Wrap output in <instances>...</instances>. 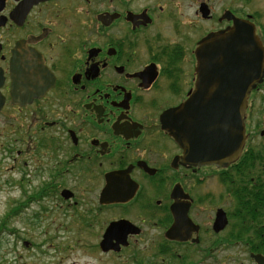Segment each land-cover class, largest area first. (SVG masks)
Segmentation results:
<instances>
[{"label": "flooded vegetation", "instance_id": "af4514ba", "mask_svg": "<svg viewBox=\"0 0 264 264\" xmlns=\"http://www.w3.org/2000/svg\"><path fill=\"white\" fill-rule=\"evenodd\" d=\"M228 1L0 0V116L25 194L6 221L30 208L40 211L30 221L68 218L105 263L264 264V76L234 159L192 163L162 123L195 92L197 51L234 28L229 18L253 23L264 47V5ZM16 63L26 74L38 65L37 86L49 87L19 80L22 105ZM174 208L196 227L185 239L168 236Z\"/></svg>", "mask_w": 264, "mask_h": 264}, {"label": "water", "instance_id": "95a60500", "mask_svg": "<svg viewBox=\"0 0 264 264\" xmlns=\"http://www.w3.org/2000/svg\"><path fill=\"white\" fill-rule=\"evenodd\" d=\"M229 19H233L234 28L219 40L215 34L207 36L197 51L199 79L193 95L186 104L162 116L163 128L175 141L181 146L187 142L190 147L187 160L192 163L196 155L203 157L204 163H211L217 156L234 159L240 154L245 142L243 116L247 98L251 88L263 80L264 48L255 34L254 25L233 16ZM37 66L33 67V72L26 74L21 63L13 64V67L21 69L19 74L13 69L14 103L20 102V91L15 88L19 80L22 85L34 86L40 93L49 88L40 89L37 86L42 81V71ZM3 79L0 71V88ZM2 101L0 96V109ZM185 118L187 121L183 123ZM174 216L176 222L168 236L185 239L182 235H189L196 227L186 209L174 208ZM121 224L113 223L107 229L101 244L105 251L112 248L109 240Z\"/></svg>", "mask_w": 264, "mask_h": 264}, {"label": "rangeland", "instance_id": "374dc122", "mask_svg": "<svg viewBox=\"0 0 264 264\" xmlns=\"http://www.w3.org/2000/svg\"><path fill=\"white\" fill-rule=\"evenodd\" d=\"M221 3L226 5L229 1L221 0ZM263 5L264 0H254V7ZM6 135L4 118L0 116V225L5 226L0 227V264H113L111 261L105 263L106 260L89 251L88 245L95 242L84 239L76 226L73 230L66 229L72 226L65 223L68 218L30 221L27 219L31 218L30 214L34 218L36 212H40L38 208H30L23 216L6 221L5 214L20 205L19 200L25 195L21 193L20 172L10 171L14 162L7 155L9 138ZM25 191L31 192L28 188ZM19 196L21 198L17 199Z\"/></svg>", "mask_w": 264, "mask_h": 264}, {"label": "trees", "instance_id": "16d2710c", "mask_svg": "<svg viewBox=\"0 0 264 264\" xmlns=\"http://www.w3.org/2000/svg\"><path fill=\"white\" fill-rule=\"evenodd\" d=\"M0 227L3 228V227H5V226H3V225L1 224ZM1 228H0V233H1V231H2Z\"/></svg>", "mask_w": 264, "mask_h": 264}]
</instances>
